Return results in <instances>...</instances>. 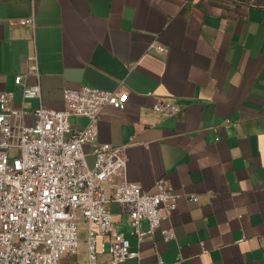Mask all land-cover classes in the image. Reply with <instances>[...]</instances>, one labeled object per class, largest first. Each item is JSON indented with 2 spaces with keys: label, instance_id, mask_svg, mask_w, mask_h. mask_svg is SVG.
I'll list each match as a JSON object with an SVG mask.
<instances>
[{
  "label": "crops",
  "instance_id": "crops-1",
  "mask_svg": "<svg viewBox=\"0 0 264 264\" xmlns=\"http://www.w3.org/2000/svg\"><path fill=\"white\" fill-rule=\"evenodd\" d=\"M31 15L34 27L14 22ZM33 55L48 107L64 108L65 88L128 91L124 108H103L97 141L127 145L128 181L153 194L164 178L180 195L161 224L175 230L169 241L158 228L139 244L127 214L111 204L142 264H264V8L233 0H0V91H14L12 105L24 111L14 119L17 135L41 102L24 99L15 82H37ZM158 98L180 112H155ZM99 258L104 264L107 254Z\"/></svg>",
  "mask_w": 264,
  "mask_h": 264
},
{
  "label": "built area",
  "instance_id": "built-area-1",
  "mask_svg": "<svg viewBox=\"0 0 264 264\" xmlns=\"http://www.w3.org/2000/svg\"><path fill=\"white\" fill-rule=\"evenodd\" d=\"M233 1L264 8V0ZM14 22L35 26L33 15ZM154 46L162 48L156 41ZM30 59L37 82L23 83V75L16 76L15 82L23 84L24 99L41 101L37 57ZM128 98V91L120 87L65 88L63 109L41 101L33 111L34 123L23 125L17 135L14 119L24 111L13 107L14 91H0V264H82L76 258L80 221L87 224V264H102L100 254H107L104 264H123L132 258L142 264L140 252L131 251L127 233L115 224L111 204L121 206L130 233L141 244L170 218L180 195L164 178L157 180L153 194L128 181L127 145L97 141L103 108H124ZM153 110L171 116L181 107L158 98ZM72 117L86 118L87 124L73 125ZM85 144L92 146L89 153ZM161 234L165 241L176 238L172 227L161 228ZM157 264L166 263L159 258Z\"/></svg>",
  "mask_w": 264,
  "mask_h": 264
},
{
  "label": "rangeland",
  "instance_id": "rangeland-1",
  "mask_svg": "<svg viewBox=\"0 0 264 264\" xmlns=\"http://www.w3.org/2000/svg\"><path fill=\"white\" fill-rule=\"evenodd\" d=\"M16 152H17V150L13 149L11 151V154L15 155ZM86 232H87V224L83 221H80V223H79V237H78L79 245H78L77 252H76V258L81 263H84V264H85V262H87V247H86V243H85V240L87 238Z\"/></svg>",
  "mask_w": 264,
  "mask_h": 264
}]
</instances>
